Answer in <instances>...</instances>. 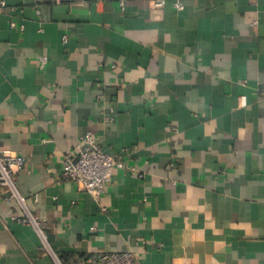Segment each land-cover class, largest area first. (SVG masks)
I'll list each match as a JSON object with an SVG mask.
<instances>
[{"label": "crops", "instance_id": "0c3cea01", "mask_svg": "<svg viewBox=\"0 0 264 264\" xmlns=\"http://www.w3.org/2000/svg\"><path fill=\"white\" fill-rule=\"evenodd\" d=\"M5 1L0 143L44 237L0 184V264H264V0ZM88 132L125 164L100 196L62 178Z\"/></svg>", "mask_w": 264, "mask_h": 264}, {"label": "built area", "instance_id": "2783aa9c", "mask_svg": "<svg viewBox=\"0 0 264 264\" xmlns=\"http://www.w3.org/2000/svg\"><path fill=\"white\" fill-rule=\"evenodd\" d=\"M127 0H120L123 10L126 9ZM165 0H153L155 7H162ZM175 6L179 10L184 9L183 0H175ZM6 6L5 0H0V14ZM1 17V15H0ZM12 26L18 24L13 21ZM24 29V24L19 25ZM65 39L66 36H65ZM42 66L48 61V56L41 58ZM116 66V65H114ZM260 100L264 101V83L258 88ZM77 150L65 155V164L62 172V178L73 181L80 189L100 196L106 189L107 184L112 180L115 168L125 166L121 157L114 153L105 151L100 145L97 137L88 132L78 141ZM27 158L21 154L7 153L0 143V184L6 186L8 194L4 197L10 201L16 199L24 210L23 215L14 216V219L22 223H31L36 226L44 237V232L39 227V222L28 207L27 197L23 195L17 186L16 175L18 172L25 170ZM59 264H141L137 252L134 250L123 251H96L84 258L75 260L70 263H64L59 260Z\"/></svg>", "mask_w": 264, "mask_h": 264}, {"label": "trees", "instance_id": "16d2710c", "mask_svg": "<svg viewBox=\"0 0 264 264\" xmlns=\"http://www.w3.org/2000/svg\"><path fill=\"white\" fill-rule=\"evenodd\" d=\"M65 263H70V262H65Z\"/></svg>", "mask_w": 264, "mask_h": 264}]
</instances>
